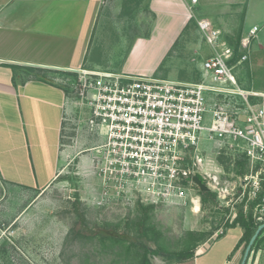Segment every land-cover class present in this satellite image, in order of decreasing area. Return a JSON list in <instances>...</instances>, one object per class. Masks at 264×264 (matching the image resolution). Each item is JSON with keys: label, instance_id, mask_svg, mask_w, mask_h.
<instances>
[{"label": "built area", "instance_id": "built-area-1", "mask_svg": "<svg viewBox=\"0 0 264 264\" xmlns=\"http://www.w3.org/2000/svg\"><path fill=\"white\" fill-rule=\"evenodd\" d=\"M196 24L213 49L202 60L198 80L97 67L69 69L76 79L65 122L77 134L89 135L84 151L100 185V194L92 193L91 200L198 201L191 194L198 187L193 175L208 187L218 183L200 147L208 140L232 165L246 160L248 172L238 177L237 198L245 202V212L255 201L253 217L264 222V95L239 87L232 72L249 59L258 28L240 39L235 60V49L221 29L207 19H196Z\"/></svg>", "mask_w": 264, "mask_h": 264}, {"label": "rangeland", "instance_id": "rangeland-1", "mask_svg": "<svg viewBox=\"0 0 264 264\" xmlns=\"http://www.w3.org/2000/svg\"><path fill=\"white\" fill-rule=\"evenodd\" d=\"M125 2L119 0L117 6L113 2L106 23L97 24L88 54L91 61L86 66L118 71L133 45L134 36L146 35L151 29V14L145 0L136 3L130 12L123 9ZM192 13H197V9ZM230 20L237 22L238 14L234 13ZM157 34L155 42L160 32ZM157 44L146 41L136 44L128 57L130 64L143 71L153 69L152 75L157 77L182 81L190 80L195 67L201 70L203 58L213 51L203 40L195 21L182 32L177 43L171 45L169 54L165 50L167 44L162 47ZM94 60L97 62H92ZM232 72L237 85L245 88L241 79L248 80L247 73L241 78V66L237 64ZM262 75L255 78L261 86L264 85ZM76 134L67 123L63 144H71ZM200 147L208 155L213 170L211 176H216L218 183L209 186L206 202L201 200L197 187L191 194L198 202L188 201L182 205L93 201L91 194L99 195L100 189L95 187L96 176H87L82 170L84 163L80 157L87 152L77 150L78 154H70L66 161L59 162L61 175L49 189L26 196L11 209L14 197L5 196L1 200L0 208L10 210L0 216L3 228L0 264H139L146 249L152 264H170L173 259L169 255L194 244L188 239L189 232L212 234L220 227L224 229L236 210L244 211L245 202L237 198L238 177L248 172V168L240 173L242 167L222 160L212 141L203 140ZM86 184L91 185L89 189ZM29 205V214L23 216L21 212ZM139 205L152 206L146 211V217ZM200 243H196L195 253ZM151 250L159 253L152 254Z\"/></svg>", "mask_w": 264, "mask_h": 264}, {"label": "crops", "instance_id": "crops-1", "mask_svg": "<svg viewBox=\"0 0 264 264\" xmlns=\"http://www.w3.org/2000/svg\"><path fill=\"white\" fill-rule=\"evenodd\" d=\"M113 2L117 6L119 0H0V202L5 196L14 197L10 209L26 196L49 189L61 175L59 162L78 154L77 150L85 152L89 139L86 132H80L71 144L64 145L65 117L70 109L65 91L38 79L21 82L19 73L14 82L11 65L67 70L82 67L85 57L91 61L88 54L95 29L99 21L106 23ZM138 2L141 0H126L123 9L130 12ZM145 6L151 14V29L146 35L134 36L119 72L153 74V69L143 71L130 64L128 57L135 45L143 41L161 47L167 44V53L194 16L195 21L209 20L227 40L241 39L257 26L249 59L239 65L241 78L246 73L248 76V80L241 79L244 89L264 95V85L255 79L264 74V0H145ZM234 13L239 17L237 22L230 20ZM157 31L160 34L155 42ZM80 159L85 175H91L88 154ZM95 181L100 189L98 178ZM29 209L30 205L22 215L29 214ZM7 210L0 208V216L7 215ZM222 230L216 229L202 241L193 258L173 264H240L244 245L234 248L242 228L228 227L216 238ZM246 264H264V241L251 252Z\"/></svg>", "mask_w": 264, "mask_h": 264}, {"label": "trees", "instance_id": "trees-1", "mask_svg": "<svg viewBox=\"0 0 264 264\" xmlns=\"http://www.w3.org/2000/svg\"><path fill=\"white\" fill-rule=\"evenodd\" d=\"M194 21H195L194 18L191 17V19L188 21V23L184 27L183 31H185L190 26L191 23L193 24ZM195 23H196V21H195ZM239 38L232 39L233 42L230 39H228L229 40L228 42L235 49V56H234L235 60L239 56V53H238V45H239V41H240ZM177 41L174 42L173 46L177 43ZM169 52H170V50L168 51L167 54H169ZM164 60H165V58H164ZM87 62H88L87 57H85V62H84L82 67H88V66H86ZM11 68L13 69V81L14 82L16 79V75L19 73V76L22 77L21 82H24L27 79H38V80H42V81L51 83L53 85H57L65 91L67 98L71 95L72 87H73V84H74L75 79H76V73L74 71H70V70L57 69V68L28 67V66L21 67V66H14V65H11ZM190 77H191L190 80H198L199 71L197 68L195 70V73H191ZM219 157L222 160H226L221 155ZM235 163L238 167H242V169L240 170V173L245 171V167H247V163H246V160L244 158L237 160ZM201 180L204 181L202 178H201ZM200 194H201V200L202 201L206 202L209 199V197H208V195L210 194L209 191H200ZM255 203H256L255 201L250 203L249 210L247 212H244L242 210V208L236 210L235 217L231 220V222L225 223L224 229L219 234L216 235V238L220 237L224 233V230L226 228L234 227V226L238 225L242 228L243 233H242V236L240 237L239 241L235 245L234 249H237L241 244H243L244 248H245L249 239L251 238L252 234L254 233L255 229L260 224V223H257L253 217V206L255 205ZM139 206H140L139 209L143 212L144 217H146V211L149 210L152 206L151 205L146 206V207H144L143 205H139ZM143 219L146 220V218H143ZM209 235H211V233H206V232L201 233L200 232V234H196L194 232H189L188 239L193 240L194 244L192 245V247H185L184 249H181L180 251L174 252L171 255H169L170 259H173V260H171L170 264H173L176 262H182V261L193 258L195 256V252H194L195 248L194 247L196 246V243H198V242L200 243V242L206 240ZM263 241H264V229L261 230L259 235L254 240L252 247H251V251L249 253V256H250L252 251L254 252L260 247V245ZM151 252H152V254H158L159 253L157 250H151ZM148 253H149V250L146 249L145 253L143 255L142 261L139 264H152L150 262L148 256H147Z\"/></svg>", "mask_w": 264, "mask_h": 264}, {"label": "water", "instance_id": "water-1", "mask_svg": "<svg viewBox=\"0 0 264 264\" xmlns=\"http://www.w3.org/2000/svg\"><path fill=\"white\" fill-rule=\"evenodd\" d=\"M192 179L196 183V185L198 186L200 191H208L209 190V187L201 180V178L199 176L193 175ZM262 229H264V222H261L257 226V228L255 229L254 233L252 234L251 238L249 239L247 245L244 248L240 264H246L247 258L249 256L250 251H251L252 244Z\"/></svg>", "mask_w": 264, "mask_h": 264}, {"label": "bare ground", "instance_id": "bare-ground-1", "mask_svg": "<svg viewBox=\"0 0 264 264\" xmlns=\"http://www.w3.org/2000/svg\"><path fill=\"white\" fill-rule=\"evenodd\" d=\"M194 202H197V200H195ZM194 209H195V210H197V209H198V207L196 206V207H194Z\"/></svg>", "mask_w": 264, "mask_h": 264}]
</instances>
